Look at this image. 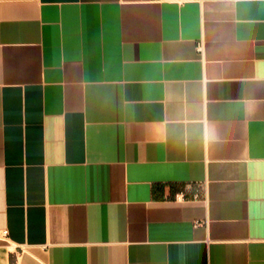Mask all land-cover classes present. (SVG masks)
<instances>
[{
  "label": "crops",
  "instance_id": "obj_1",
  "mask_svg": "<svg viewBox=\"0 0 264 264\" xmlns=\"http://www.w3.org/2000/svg\"><path fill=\"white\" fill-rule=\"evenodd\" d=\"M0 264H264V0H0Z\"/></svg>",
  "mask_w": 264,
  "mask_h": 264
},
{
  "label": "built area",
  "instance_id": "obj_2",
  "mask_svg": "<svg viewBox=\"0 0 264 264\" xmlns=\"http://www.w3.org/2000/svg\"><path fill=\"white\" fill-rule=\"evenodd\" d=\"M6 233V232H5Z\"/></svg>",
  "mask_w": 264,
  "mask_h": 264
}]
</instances>
